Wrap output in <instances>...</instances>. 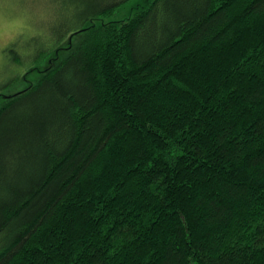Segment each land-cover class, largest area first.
Returning a JSON list of instances; mask_svg holds the SVG:
<instances>
[{
    "label": "trees",
    "instance_id": "obj_1",
    "mask_svg": "<svg viewBox=\"0 0 264 264\" xmlns=\"http://www.w3.org/2000/svg\"><path fill=\"white\" fill-rule=\"evenodd\" d=\"M64 1L8 46L0 264H264V0Z\"/></svg>",
    "mask_w": 264,
    "mask_h": 264
},
{
    "label": "rangeland",
    "instance_id": "obj_2",
    "mask_svg": "<svg viewBox=\"0 0 264 264\" xmlns=\"http://www.w3.org/2000/svg\"><path fill=\"white\" fill-rule=\"evenodd\" d=\"M80 1L77 3L83 4ZM93 1L99 3L101 0ZM147 1L127 0L112 15L104 16V18L126 19L140 6H144ZM59 2L58 5L57 0H0V84L6 82L11 76L24 73L31 66L30 61L25 64L23 60L19 64L11 63V52L8 50L11 42L17 41L14 43L15 47L25 52L23 43L27 41V35L37 32L44 34L45 31L49 34L48 28L52 25L59 32L65 27H77L78 19L68 13L69 8L64 0H59ZM17 83V85H8L9 88L2 91L6 94L19 91L26 85L27 79L26 82L23 79Z\"/></svg>",
    "mask_w": 264,
    "mask_h": 264
}]
</instances>
